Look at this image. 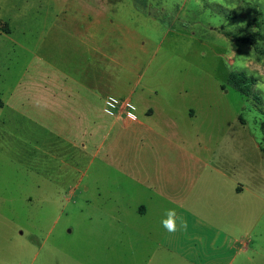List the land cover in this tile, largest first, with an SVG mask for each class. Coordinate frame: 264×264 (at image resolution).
Instances as JSON below:
<instances>
[{"label":"rangeland","instance_id":"obj_1","mask_svg":"<svg viewBox=\"0 0 264 264\" xmlns=\"http://www.w3.org/2000/svg\"><path fill=\"white\" fill-rule=\"evenodd\" d=\"M75 2L0 0V264H143L142 244L109 211L111 119L101 111L95 135L69 137L67 120H47V99L72 85L64 61L76 66L81 56L70 31L79 27ZM107 10L128 16L146 42V51L139 42L125 50L134 71L117 68L116 91L136 87L140 118L163 96L180 109L197 100L203 116L193 132L214 163L236 167L261 197L240 238L253 251L231 264H264V0H112ZM232 74L256 80L250 96L229 83Z\"/></svg>","mask_w":264,"mask_h":264},{"label":"crops","instance_id":"obj_2","mask_svg":"<svg viewBox=\"0 0 264 264\" xmlns=\"http://www.w3.org/2000/svg\"><path fill=\"white\" fill-rule=\"evenodd\" d=\"M76 3L78 13L71 19L79 27L70 31L81 56L76 66L64 61V76L72 85L62 84V93L47 99L53 105L47 120H67L69 137L85 136L90 128L95 135L96 124L91 122L104 115L111 119L109 130L116 136L109 148L115 160L109 166L117 175L110 180L109 211L116 225L126 228L127 238L134 233L142 244L143 264H231L252 252V241L241 239L247 232L243 226L255 225L252 206L260 194L236 167L230 171L214 163L212 147L193 132L194 121L203 116L197 100L180 109L163 96L140 118L132 102L136 87L130 82L125 93H118L115 73L118 67L134 71L132 52L125 50L139 42L138 49L146 51V42H140L128 16L106 15L112 0ZM70 7L66 4L62 11L67 16ZM64 21L69 24L70 19ZM128 56L129 66L124 61ZM71 121L79 122L77 131ZM99 192L102 198L100 188ZM169 209L187 222L186 231L165 230L161 221Z\"/></svg>","mask_w":264,"mask_h":264},{"label":"trees","instance_id":"obj_3","mask_svg":"<svg viewBox=\"0 0 264 264\" xmlns=\"http://www.w3.org/2000/svg\"><path fill=\"white\" fill-rule=\"evenodd\" d=\"M264 40V35L261 37ZM256 80L249 77L246 74H232L229 78V83L234 85V87L240 91L245 96H250L249 86L255 85ZM0 107H3V101L0 99ZM262 131L264 135V122L262 124ZM264 153V147L262 148Z\"/></svg>","mask_w":264,"mask_h":264},{"label":"clouds","instance_id":"obj_4","mask_svg":"<svg viewBox=\"0 0 264 264\" xmlns=\"http://www.w3.org/2000/svg\"><path fill=\"white\" fill-rule=\"evenodd\" d=\"M177 220L180 221L179 227L177 226ZM166 231L174 233L179 230H187V222L182 218L177 217L175 209H169L166 212V219L161 221Z\"/></svg>","mask_w":264,"mask_h":264}]
</instances>
